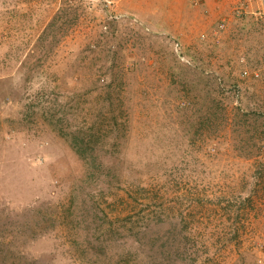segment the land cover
I'll return each instance as SVG.
<instances>
[{
  "label": "rangeland",
  "instance_id": "1",
  "mask_svg": "<svg viewBox=\"0 0 264 264\" xmlns=\"http://www.w3.org/2000/svg\"><path fill=\"white\" fill-rule=\"evenodd\" d=\"M0 264H264V0H0Z\"/></svg>",
  "mask_w": 264,
  "mask_h": 264
}]
</instances>
